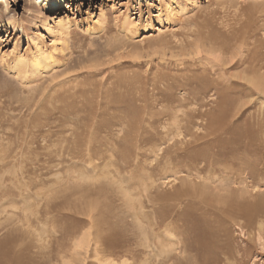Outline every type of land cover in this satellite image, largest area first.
Returning <instances> with one entry per match:
<instances>
[{"label": "rangeland", "instance_id": "374dc122", "mask_svg": "<svg viewBox=\"0 0 264 264\" xmlns=\"http://www.w3.org/2000/svg\"><path fill=\"white\" fill-rule=\"evenodd\" d=\"M262 1L61 0L62 6L53 11H48L46 1L0 3V11L7 9L5 16L0 15V244L10 238L13 244L30 245L43 259L50 250L48 257L57 264H264V217L250 222L245 216H227L216 201L212 208L185 207L190 216L180 213L190 197L183 199L180 191L189 188V181H205L201 175L186 176L187 172L155 185L154 194L165 192L159 194H165L161 201L176 204L161 223L174 226L176 235L169 234L174 239L168 240L163 228L164 244L156 239L151 243V228L139 215L147 210L139 204L145 193L141 169L121 158L122 149L129 148L125 136L135 142L132 147L138 144L133 137L137 129L129 122L136 120L139 127L138 116L149 117L161 103L191 110L181 127L179 147L208 140L209 115H218L220 98L212 88L203 95L196 76H205L204 69L221 72L225 65L226 76L243 73L244 64L231 65L245 56L256 36L264 34L263 11L246 14V8ZM222 41L226 49L220 48ZM186 81L197 98L185 95L187 88L180 84ZM257 86L252 85L253 91L240 86L228 96L234 99L228 119L244 120L264 111V93ZM71 151L83 160L71 156ZM249 181L237 185L251 193L246 196L252 203L264 202V181L256 187ZM213 186L206 185L213 200L226 192ZM170 192L181 197L172 199ZM130 209L140 217L133 218ZM218 209L225 217L217 214ZM135 221L144 225L137 233ZM194 221L209 226L210 230L203 229L209 248L198 241V231L183 230L195 226ZM43 245L49 249L43 250L47 256L41 255ZM164 248L171 249L168 257Z\"/></svg>", "mask_w": 264, "mask_h": 264}, {"label": "bare ground", "instance_id": "6f19581e", "mask_svg": "<svg viewBox=\"0 0 264 264\" xmlns=\"http://www.w3.org/2000/svg\"><path fill=\"white\" fill-rule=\"evenodd\" d=\"M3 1L6 2L7 0H0V3H3ZM44 1H46L45 4H46L48 11L58 10V8L62 6L61 0H39V2H44ZM258 4H260V5H258ZM256 5H258V6H256ZM256 5H254L252 7L248 5V7L246 8V10L248 12H246V14H248L249 12L251 13L254 9H258V11L261 10L264 13V1L259 2ZM6 13H7V9L0 11L1 16H5ZM253 15H251V16H253ZM252 21H255V20H252ZM249 22L250 21H248V23ZM263 22H262V24H263ZM0 23H1V21H0ZM251 24H254V22H252ZM256 27H257V25H256ZM257 29H259V27H257ZM260 29H264V24L261 26ZM244 31H246V30H244ZM262 31H264V30H262ZM222 42H223V43H221L222 47H220V48L224 47L226 49V47L223 46V45H225V41H222ZM242 42H243V39H242ZM221 44H220V46H221ZM248 46L245 48V51H246L245 56L243 57L242 54L239 55L242 57L239 60H236V62H234V64L231 65L232 67H234L237 64H244L243 73L234 74L232 72V73L228 74L229 76L228 75L226 76L228 69L227 68L225 69V67L227 66V65H225L223 67V71L220 69L221 72H218L219 69H217V68H216L217 71L212 69L211 72H209L207 69H204L202 72L205 76L202 75L201 78L196 76V79H198L199 85L201 86L200 92L202 94L206 93L208 89L212 88V90H214L215 93L218 94L219 98H220L218 115H214V114L209 115L210 121H209V124L207 123L208 127L209 128L211 127L210 128L211 131L209 132V134H210L209 137L210 136L211 137L209 138V137L205 136L206 138H208V140L203 145H199V146H191L190 145V146H188L187 144H185L188 147H185V146L179 147V141H182L181 140L182 138L180 139V137H182L181 134L183 133V130L181 127H183L186 124V121H189L190 116H191L190 115L191 110H184L183 109L180 111V110H177L173 105H164L161 103V109L159 111H156V113L154 111H152L149 114V117H142L141 115L138 116L139 121L142 119L141 124L139 123V127L137 125L136 120H131L129 122V127L131 129H137V134L135 133L136 134L135 136H133L131 134V132H130V134H131V136H133L136 139V142L138 144L136 147H132L133 143L131 144V142H134V141H131V137L125 136L124 141L126 142V145L129 146V148L124 149V150L122 149L121 153L124 156H121V158L125 157L124 160H126V163L129 162L132 164V162L134 161L133 164L136 165L135 168L141 169V172H139V173H141L142 175L139 174L141 177H139V175H138V177H139V181H142L141 184H145V187L143 186L144 190H142L143 193L144 192L145 193L143 194V196H142L143 199H141L142 201L139 204H141V207L143 209H147V210H143V212H141L139 210L140 205L138 203H137L139 205L138 210L140 212L138 210L135 211L134 205L131 206V204H130L129 208L132 207L131 209H133L135 212L140 213V214L139 213L135 214V212L133 213L130 209L131 216L133 215V218H134V216L135 217L142 216V219H145L143 221H146V226H147L146 228H148V227L151 228V232L153 233V237H152V233H150L151 236L149 234V236H150L149 241L151 243H157L158 242L160 244H164L163 242H165V239L163 238L164 233H162L163 228L165 229V232H166L165 237L167 236L168 238H170L168 240L171 241L172 239H174L171 236L176 235L173 232V230L175 231L174 226H161V223L164 221V219L167 218L173 212V210L176 208V204L173 205L174 202H172V204H169L168 201H167L168 204H166L167 203L166 201H164V202H166V203H164L160 199L164 200L165 194L164 195H159V194L165 193V192L161 191L158 193V195H156L153 193L154 192L153 190L155 189V185H157V183H159L160 180L162 181V179H165V178H174L176 175H179V173H181V172L182 173L187 172V174H185L186 176H190L188 174H192V175L196 174L194 176L201 175L202 177L201 176H199V177L203 178L205 181H202V179H201L200 182H197V181L196 182H190L188 180L189 184L188 183L187 184L189 185V188H188V186H186L187 190H185V191L181 190L180 194H182V198L185 195H186V197L187 196H190V197H188V199L185 201V205H184L183 209H181L179 206V210L181 209L180 213H184L185 207H187V209H189V207H191V206L192 207L194 206L195 210L197 208H198V210H200L199 207H201V206L204 207L205 205H211V208H212L213 203L216 201L217 204L218 203L221 204V208H222L221 210L224 211L225 213H228V215L226 214L227 216H229V214L232 216H235V217L240 216L241 218H243L242 216H245L248 221L250 220V222H252L253 218L256 216L264 217V202H262V200H259L255 204L252 203L250 201L251 197L249 196L250 200H248L249 197L246 196L247 194H249V193H247L248 191L247 192L245 191L246 188L241 186V185L240 186L237 185V184H243V183H245V181L247 182L250 179L252 182L256 183L255 186L253 185L254 187H256L257 184H260V182L264 181V111H262L256 115H253L252 117H250L248 119H244V120L243 119H236V118L228 119L229 118L228 114L230 113L229 112L230 108L228 109V106L231 105L234 101V99H231V97H228V96L232 93L233 94L237 93V91H239L240 86L247 85L251 89V91H253L251 88L252 85H255V86L258 85L257 87L259 88V91L264 93V72L259 74L260 71L264 68V34H262V36L260 35L259 37L256 36L255 41L252 42L250 47H248ZM227 48H228V46H227ZM217 58H219V56ZM221 60H223V59H221ZM213 64H214V62H213ZM222 65H224V63H222ZM213 68L215 69V67H213ZM229 68H231V67L229 66ZM200 74H201V72H200ZM214 74H217V75L213 76ZM207 75H211V76L207 79ZM257 75L259 77V78L257 77L258 80L255 79V77ZM189 83H190L189 81H186V82L180 84V87L181 88H187L185 95H187V96L191 95L193 98H197L198 97L197 92H195L191 88V86H189ZM171 97L172 96H167L168 99L172 100ZM233 98H235V97H233ZM232 107L233 106H231V108ZM135 110L137 112H140V109L138 110L136 108ZM230 111H232V109H230ZM176 128H178V129H176ZM208 129L206 131H208ZM186 132H184L185 135L189 134ZM205 137H203V138L206 139ZM134 138H132V139H134ZM195 138H197V137H195ZM199 138H201V139H199ZM199 138H197L199 141L203 139L202 136ZM117 141H118V139H117ZM118 142H120V141H118ZM125 142H123V143H125ZM201 143H203V142H201ZM183 145H184V143H183ZM98 147H99V144H98ZM120 148H121V146H120ZM113 150H115V149H113ZM114 152L116 153V151H114ZM71 153L73 154L71 156L75 157L76 159L83 160L82 155L78 154V152L71 151ZM94 154H96V151ZM61 157H62L61 161H63V156L61 155ZM149 157H153L151 159L152 161H149L150 159L148 160ZM121 158H119V159H121ZM116 163H117V161H116ZM119 165H121V164H119ZM124 167H125V165H124ZM122 176H124V174H122ZM122 176H120V177H122ZM172 176H174V177H172ZM186 176L184 178H186ZM178 179H180V178H178ZM185 180H187V179H185ZM181 181H183V180H181ZM128 182L133 183L130 180ZM162 183L163 182L159 183V185ZM181 184H184V183H181ZM208 184L214 185L213 186L214 188L222 190V192H223V190H225L226 192H223L222 194L216 196L215 199L213 200L208 195V191L206 189V185H208ZM129 185H131V184H129ZM134 186L137 187L136 185H134ZM247 186H248V184H247ZM240 187L245 188L244 191L241 190ZM178 188H179V186H178ZM178 188H177V190H178ZM181 188L183 189V187H181ZM184 188H185V185H184ZM258 188H260V187H258ZM141 189H143V188L141 187ZM175 189H176V187H175ZM179 190H180V188H179ZM123 191L125 192V190H123ZM249 191H251V190L249 189ZM137 192H140V191L137 190ZM156 192L157 191H155V193ZM139 195H138V197H136V199L139 198ZM175 195L177 197V194H175ZM175 195L172 194L171 195L172 197L171 196L170 197L173 199L175 197ZM178 196H179V193H178ZM179 197H181V196H179ZM179 197H177V198H179ZM191 197H193V198H191ZM177 198H176V200L178 201L179 199H177ZM182 198H180V199L183 200L184 198L183 199ZM196 198H198V199H196ZM136 199H135V202H136ZM257 199H258V196H257ZM158 200H159V202H158ZM128 201H125L126 206H128L127 205ZM130 201H131V199H130ZM160 201L163 203L162 205H161ZM138 202H140V201H138ZM137 204H135V205L137 206ZM217 204H216V206H217ZM219 207H220V205H219ZM211 208L209 211L213 210ZM205 209L207 211L208 208H205ZM203 210H204V208H203ZM219 210L220 209L217 210V214L220 215V213H222V212H218ZM128 212H129V210H128ZM188 212L185 211V213H187V214H188ZM225 213L224 214L222 213L223 215L222 214L221 215L223 217H225L224 216ZM191 215H192V213H191ZM219 215H217V216L220 217L221 215L220 216ZM186 217H188V216H186ZM192 217L194 220L193 215H192ZM227 218H229V217H226V219ZM231 218L232 217H230L229 219H231ZM186 219H185V222H186ZM190 219H191V217H190ZM226 219L224 220V222L226 221ZM235 219H237V218H235ZM215 220H218V218L216 217ZM196 221H194L195 226L194 225L191 226V224L189 226H183V228H184L183 230H187V232H191L194 230L193 233L198 231V235H199L198 241L203 245V247L209 248L210 245L208 244L209 243L208 238L207 237L204 238V235H203V229L207 230V229H209V226H205L201 221H200V223L196 222ZM135 222L140 223L139 225L137 223H135V225H136L135 226V228H136L135 233H137L138 228L141 231L140 225H142L143 223L138 222V221H135ZM187 222L189 224V221H187ZM187 222H186V224H187ZM142 226L144 227V225H142ZM65 230H67V229L64 228V231ZM146 230H148V229H146ZM176 230L179 231V229H176ZM62 231L63 230H61V232ZM142 232H143V230H142ZM143 233H146V232L144 231ZM178 233H180V232H178ZM169 234H172V235H169ZM147 235H148V233H147ZM196 235H197V233H196ZM106 236H104V237L106 238ZM180 237H181V235H180ZM111 238H113V237H111ZM9 239L10 238L5 239L0 244V264H57V263H53V261L52 262L50 261L52 259V258H49L50 257V254H49L50 250L48 249L49 252H48V250L46 251V249H47L46 246L43 245L45 247L44 249H43V247L39 246L42 249V251L44 250V251H46V253L48 252L47 255L49 257L46 255V253L44 254V251H43V254L41 253V255H46L49 258V259H47V257H46L45 258L46 260H45V259H43L44 257L40 258V254L39 253L37 254L36 249H35L36 252L34 250V253H35V255H34L32 253L33 249L31 248L30 245H23V244L16 245V244L11 243V239L10 240ZM155 239L157 240V242L155 241ZM183 239L187 240V238H183ZM177 240H178V238H177ZM146 241L149 243L147 238H146ZM146 241H144V243H146ZM178 241L181 242V240H178ZM187 241L190 242V240H187ZM193 243H194V241H193ZM197 244H195V245L197 246ZM147 245H149V244H147ZM36 247L38 248V246H36ZM40 248H39L38 252L41 251ZM162 252H164L165 255L168 257L171 253V249L164 248L162 250ZM36 254L39 255V258L37 257V260L34 259V256H36ZM150 255H149V257H150ZM160 256H161L160 258H162L163 253Z\"/></svg>", "mask_w": 264, "mask_h": 264}]
</instances>
